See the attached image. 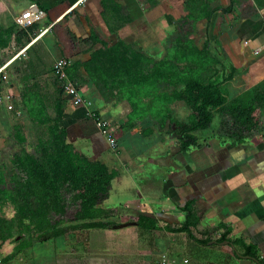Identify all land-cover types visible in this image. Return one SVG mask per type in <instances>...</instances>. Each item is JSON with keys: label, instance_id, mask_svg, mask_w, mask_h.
Wrapping results in <instances>:
<instances>
[{"label": "trees", "instance_id": "trees-1", "mask_svg": "<svg viewBox=\"0 0 264 264\" xmlns=\"http://www.w3.org/2000/svg\"><path fill=\"white\" fill-rule=\"evenodd\" d=\"M45 13L48 14L46 10ZM52 31L62 45L61 59L88 54L87 60L73 62L66 68L69 82L75 84L82 69L102 101H122L128 105L129 113L118 122L123 133L149 120L152 129H147L144 136L152 134L153 129L160 134H174L180 154L199 148L193 134L207 129L213 114L229 120L228 134L236 144L264 133V86L251 89L244 97L228 99L224 84L233 80L236 71L229 69L222 80L216 72L212 80L204 82L198 75L202 59L216 61L205 50L196 49L187 34L180 35L174 41V49L156 60L121 41L108 46L94 35L81 41L86 48L79 49V42L67 29L54 25ZM98 43L101 47L92 50ZM0 46H5V40ZM53 84V117L42 97L30 90L24 93L28 119L47 129L32 154L21 151L13 156L12 172L7 179L0 170V208L9 206L13 211L10 218L0 217V243L14 244L0 264H7L35 244L42 245L79 230L116 226L110 221L114 218L112 213L100 205L108 199L117 172L103 163L89 161L67 142L66 130L60 126L65 105L63 83L54 78ZM173 102H182L189 109L186 123L171 117L169 106ZM91 118L95 123L99 120L95 114ZM13 131L16 142L23 143L19 127ZM178 209L184 214L178 227L159 226L156 219L146 215H135L130 220L140 230L184 234L195 244L207 246L210 239L197 238L192 231L200 222L194 201ZM228 235L224 231L216 242L228 241ZM230 242L242 256L250 257L255 264H264L253 245L241 239Z\"/></svg>", "mask_w": 264, "mask_h": 264}, {"label": "crops", "instance_id": "crops-1", "mask_svg": "<svg viewBox=\"0 0 264 264\" xmlns=\"http://www.w3.org/2000/svg\"><path fill=\"white\" fill-rule=\"evenodd\" d=\"M34 8L42 12L41 19L26 28L18 26L19 17L25 11ZM169 23L178 30V35L171 42V48L168 51L171 52L174 49V41L180 35L187 34L194 47L205 50L216 64L221 57L228 62L227 68H223V75L226 76L229 69L236 71L234 78L249 71L251 74L247 80L249 89L247 93L239 96L244 97L251 89L260 85L264 86V0H0V36L3 37L0 42L5 40V46H0L1 76L7 79L6 69L19 58L14 56L8 62L5 51L16 48L20 41L22 45L18 50L26 53L37 42L47 39L51 45H54L61 59L62 45L53 34L54 25L67 29L79 42V49L86 48L81 41L94 35L101 41L107 42L108 46L121 41L133 50L139 51L130 45L131 36L142 32L143 29L156 27L158 30V27H166ZM179 29L185 32H180ZM56 33L59 34L58 31ZM20 35L23 36L22 39ZM162 35L165 36L164 31ZM100 47L98 43L92 50ZM155 50L163 51L164 44H159ZM253 50L258 52L253 54ZM87 59L88 54L80 53L70 59V64ZM31 62H33L32 59H28L26 64L30 66ZM79 76L80 78L75 82L79 86V94L91 105L88 108H75L63 94L65 105L60 126L66 130L67 142L76 153L89 161L103 163L109 170L114 169L108 167L105 157L97 156L101 154L102 149L112 152L113 156L125 162L126 166H129L130 173L134 175L141 173L135 159L144 152L147 153V150L154 149L149 147L150 143L147 139L160 133L153 129L152 134L144 136L147 128L138 132L136 128L128 133L119 131V120L129 112L122 118H118L114 124L110 119V113L103 110L104 104L98 103L97 98H101L82 69L79 70ZM26 78L31 81L36 80V76L31 73ZM51 84L53 95L49 104H47L46 93L40 92L41 90L34 86L24 87L20 98L26 114L28 106L24 102V93L30 90L42 97L49 116L53 117L52 104L55 99L53 81ZM33 102L35 103L36 99ZM94 114L98 116V119L114 125V128L120 132L121 136L118 137L114 149L108 147L105 137L92 120L91 117ZM193 135L196 138L195 133ZM196 140L199 148L180 154L176 144V147L170 149L169 157L160 158L161 167L165 164L171 167V174L165 177L167 181L164 182L162 196L169 197L175 210L180 213L178 226L184 219V214L178 208L188 201H194V209L199 216L200 207L196 204V199L200 197L197 195L199 191L205 199L207 198V202L213 205L214 210L213 208L212 210L220 215L217 228L222 229V233L229 232V240L224 242L231 243L230 240L241 239L245 244L253 245L258 258L264 260V133L242 144H236L232 139L229 143L230 147L223 146L217 149L212 146L211 149L204 151L199 140L197 138ZM80 141H88L90 145L101 150L94 151V154L90 156L85 155L75 148V144ZM182 156L189 164H185L187 174L180 173ZM191 165L194 166L193 169ZM117 177L112 181L111 190ZM159 204L164 206L163 201ZM157 222L159 225L160 222L158 220ZM198 225L194 229L198 228ZM207 235L205 232L203 236L207 237ZM231 235L235 238L232 239ZM216 241L217 239H210L209 242H212L211 245L222 243ZM221 246L231 250L232 255L229 256H233L238 264H242L239 262L245 260L238 259L229 245ZM234 249L241 255L239 250L235 247ZM226 254L228 256V253ZM248 260L252 264L256 263L252 262L251 258Z\"/></svg>", "mask_w": 264, "mask_h": 264}, {"label": "rangeland", "instance_id": "rangeland-1", "mask_svg": "<svg viewBox=\"0 0 264 264\" xmlns=\"http://www.w3.org/2000/svg\"><path fill=\"white\" fill-rule=\"evenodd\" d=\"M158 30L155 27L137 32L135 36L129 38L130 45L154 59L165 57L170 52L168 50L171 48V42L178 35V30L172 23L163 28L158 27ZM163 31L165 36L162 35ZM179 31L184 30L179 29ZM20 38L22 39L23 36L20 35ZM162 43L164 50L160 52L155 50V47ZM21 45L20 41L16 45L17 49L14 47L5 51L6 61L14 56L19 58L6 69L8 74L6 81L0 82V170L3 171L6 179L12 172L13 156L21 151L32 154L37 140L47 129L46 126H38L28 119L20 98L24 87L34 86L41 90L40 92L46 93L49 104L53 95L52 68L59 60L58 51L47 39L37 42L26 53L18 50ZM28 59L33 61L30 66L26 64ZM202 62V71L198 75L204 82L212 80L216 72L222 80L223 68H227L226 63L228 64L223 57L217 64L206 58H203ZM29 73L36 76L35 81L26 78ZM250 75L249 71H245L224 84L228 99L247 93L250 86L247 80ZM97 101L99 104H104L103 110L110 113V119L114 124L118 118H122L130 111L128 105L122 101L104 102L99 98ZM73 107L80 108L75 105ZM169 109L173 119L181 123L187 122L190 111L182 102H173ZM88 114L87 112L86 115ZM100 122L107 127L106 135L102 136L112 138L116 146L118 137L121 136L120 132L107 121L100 120ZM14 127H19L24 138L21 144L13 137ZM150 127L151 121L148 120L138 125L136 131ZM230 127L227 118L213 114L208 128L195 132L202 150L211 149L212 146L217 149L223 146L230 147L229 143L232 140L228 134ZM137 132H135L136 136ZM147 140L150 143L149 147H154L155 150H147V153L144 152L135 159L141 170V173L136 175L130 173L129 166L113 156L112 152L98 149L88 141L76 143L75 148L88 156L94 154L96 150H101V154L97 156L105 157L108 167L117 172L118 177L113 182L110 196L100 205L101 208L112 213L114 218L110 221L116 223V226L107 230H79L42 245H32L7 264H238L233 256H229L231 250L225 246L217 244L199 246L183 234L143 231L131 222L130 218L135 215H146L156 218L160 226L167 224L177 227L180 223V213L175 210L169 197L162 196L163 185L167 181L165 177L171 174V167L166 164L164 167L160 166V158L169 157L170 149L176 147V138L174 134H156L148 137ZM183 157L180 162L182 168L180 173L187 174L185 164H189ZM191 168L193 169L194 166L191 165ZM197 195H200L196 199V204L200 207L198 211L201 221L193 233L196 237H204V233L207 232L208 238L216 240L222 233V229L217 228L220 215L213 211V205H210L207 198L205 199L199 191ZM162 201L164 206L159 204ZM12 215L13 211L9 206L0 208V217L10 218ZM231 236L232 239L235 238L234 235ZM13 246L14 244L8 241L0 243V260L11 253ZM239 263L252 264L249 260Z\"/></svg>", "mask_w": 264, "mask_h": 264}, {"label": "built area", "instance_id": "built-area-1", "mask_svg": "<svg viewBox=\"0 0 264 264\" xmlns=\"http://www.w3.org/2000/svg\"><path fill=\"white\" fill-rule=\"evenodd\" d=\"M42 17V12L39 11L38 9L34 8V9H30L25 11L18 19L17 21V25L22 27V28H26L29 25L38 22ZM246 44V43H244ZM258 52V50H253L252 53L256 54ZM71 61L70 60H64V59H59L56 61V63L53 65L52 68V73L54 78L58 79L59 81H61L63 83V94L69 99V102L75 106H79V107H90L91 103L85 99H83L80 94H79V90L76 86V84H73L71 82L68 81L67 77H66V68H68L70 66ZM6 77L1 76V70H0V81L5 80ZM96 126L98 127V129L100 130L102 135H106V125L103 122H100V120H98L96 122ZM106 138V137H105ZM106 142L108 144V146L110 147V149H114L115 146V142L112 138L107 137L106 138Z\"/></svg>", "mask_w": 264, "mask_h": 264}, {"label": "water", "instance_id": "water-1", "mask_svg": "<svg viewBox=\"0 0 264 264\" xmlns=\"http://www.w3.org/2000/svg\"><path fill=\"white\" fill-rule=\"evenodd\" d=\"M209 245L212 244V242H209L208 243ZM220 245H229V247L232 249V251L234 252L235 256L238 257V258H242V259H245V260H248L250 259V257L248 256H241L238 254V252L234 249V246L231 244V243H228V242H222Z\"/></svg>", "mask_w": 264, "mask_h": 264}]
</instances>
